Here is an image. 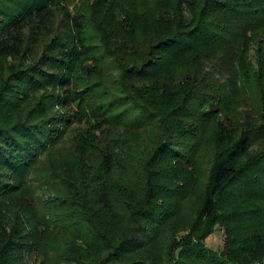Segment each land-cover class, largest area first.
I'll list each match as a JSON object with an SVG mask.
<instances>
[{
  "label": "trees",
  "instance_id": "1",
  "mask_svg": "<svg viewBox=\"0 0 264 264\" xmlns=\"http://www.w3.org/2000/svg\"><path fill=\"white\" fill-rule=\"evenodd\" d=\"M57 1L0 0V58L23 59L0 86V115L18 106L27 96L28 88H39L46 82L66 89L78 59L88 53L89 45L82 35L88 19L86 13L79 11L66 17L65 30L57 31L44 43L37 59L25 62L42 37L53 32L52 14ZM247 22L249 27L245 25ZM247 31L258 36L260 43V35L264 36V0H203L196 20L192 17L186 24H177L153 41L139 63L128 65L129 78L153 82L152 89L141 91L136 85L122 88L103 107L104 119L113 121H102L99 129L96 126L92 131L87 130L95 136L87 137L86 141L99 147L104 143L109 145L107 138L95 139L97 130L107 126L112 127L109 132L113 137H117L115 132L121 124L151 126L157 130L141 166L143 175L137 180L144 188L141 200L135 203L125 200L122 195L129 196L120 185L113 201L115 213L105 210L107 199L92 200L93 193L106 191L111 181L110 171H103L96 164L94 173L82 178L78 173L67 179L68 198L75 200L73 204L80 205V209L75 222L74 217L67 223L61 220L65 228L63 236L50 239L31 234L17 219L0 218V264H264V251L243 257L233 249L217 251L204 243L211 224L217 222L220 201L225 195L242 194L252 204L250 210L264 208V148L244 158L254 139L259 138L252 126L243 127L237 139L215 156L211 181L189 232L180 240L171 239L161 251L148 249L157 234L156 226L171 213L158 208L159 196L153 192L155 173L151 165L173 159L182 165L183 171L188 169L201 145L204 126L210 120H213L216 143L227 141L233 134V124L223 120L224 116L214 121L221 107H215L217 101L208 100L198 84L167 75L169 62L197 55L206 64L205 54L211 48L219 50L237 45L241 33ZM241 46L246 47L244 42ZM127 81L126 77L121 79V86L128 84ZM142 95L146 96L144 102L140 99ZM125 98L129 105L136 104L137 113L129 121H120L130 116L127 115L130 110L120 111L115 106ZM54 118L61 121L0 120V199L22 187V176L41 159L44 164L49 150L75 122L66 121V115ZM184 119L190 121H181ZM120 137L123 139L125 135ZM55 177L60 180L58 175Z\"/></svg>",
  "mask_w": 264,
  "mask_h": 264
},
{
  "label": "rangeland",
  "instance_id": "2",
  "mask_svg": "<svg viewBox=\"0 0 264 264\" xmlns=\"http://www.w3.org/2000/svg\"><path fill=\"white\" fill-rule=\"evenodd\" d=\"M202 2H56L52 14L53 32L42 37L35 52L28 55L25 62L37 59L44 43L57 31L65 30L66 17L79 11L86 13L88 19V24L82 29L85 43L89 45L88 53L78 59L72 81L66 89L47 85L46 82L39 88H28L27 96L20 100L18 106L1 114L0 120L27 118L39 121L44 118L47 121H61L54 116L66 115V121L75 122L68 126L66 135L58 144L49 150L48 157H44V164L41 159L36 167L22 176V187L0 199V218L17 219L31 234L48 236L50 239L57 235L63 236L65 228L60 223H67L73 217L75 222L80 209V205L73 204L75 200L68 198L67 179L78 173L81 178L94 173L96 164H100L101 170L110 171L111 181L106 191L93 193L92 200L96 202L98 197L99 201L107 199L105 210L115 213L113 201L119 193V185L129 196L122 195L125 200L131 199L134 203L141 200L144 188L137 184V180L142 174V163L157 130L151 126L142 128L121 124L115 132L118 139L110 135L112 127L107 126L101 130L103 132L97 130L95 139L107 138L109 142V145L104 143L100 147L86 142L89 139L87 137L95 136L88 134L87 130L92 131L96 126L99 129L102 121H113L104 119L106 112L103 107L122 88L136 85L141 91L152 89L153 82L129 78L128 65L139 63L145 57L148 46L175 25L186 24L192 17L196 20ZM250 22L245 25L249 27ZM259 38H262L260 43L257 41L258 36H253L251 32L241 33L237 45L219 47V50L211 48L205 54L206 64L197 55L182 56L169 62L167 75L172 79L183 78V81L198 84L208 100L217 101L215 107H221L214 121L224 116L223 120L232 122L233 134L227 141L216 143L213 120H210L204 126L201 145L188 169L183 171L182 165L173 159L151 165L155 173L153 192L159 196L158 208L171 212L156 226L157 234L148 246L151 251H161L171 239L180 240L184 233L189 232L211 181L210 169L215 156L237 139L243 127L252 126L259 135L244 158L264 148V36L260 35ZM242 42L246 47L241 46ZM22 60L20 57L0 58V86L12 71L19 68ZM124 77L128 84L121 86L120 81ZM59 97L61 100L57 99ZM145 98L142 95L140 99L144 102ZM126 101L125 98L115 105L117 110H130V114H127L130 116L120 121H129L137 113L134 108L136 104L129 105ZM120 135L125 137L122 139ZM243 198L244 195L235 193L222 197L217 222L211 224V231L204 239L209 248L217 251L233 249L234 253L243 257L257 250L264 251V208L261 206L250 210L252 204Z\"/></svg>",
  "mask_w": 264,
  "mask_h": 264
}]
</instances>
